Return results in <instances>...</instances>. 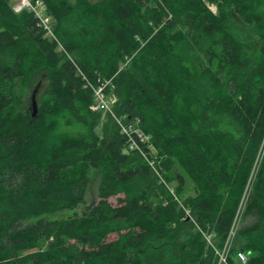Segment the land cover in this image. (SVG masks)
Listing matches in <instances>:
<instances>
[{
	"label": "trees",
	"instance_id": "obj_1",
	"mask_svg": "<svg viewBox=\"0 0 264 264\" xmlns=\"http://www.w3.org/2000/svg\"><path fill=\"white\" fill-rule=\"evenodd\" d=\"M42 1L0 0V264H264V0Z\"/></svg>",
	"mask_w": 264,
	"mask_h": 264
},
{
	"label": "built area",
	"instance_id": "obj_2",
	"mask_svg": "<svg viewBox=\"0 0 264 264\" xmlns=\"http://www.w3.org/2000/svg\"><path fill=\"white\" fill-rule=\"evenodd\" d=\"M12 7L15 12H20L24 9L32 12L37 18V24L46 30L48 34L51 33L49 18L44 14L45 5L42 0H16ZM97 81V84H92L88 81V85L92 88L94 95V103L91 105V108L94 110L109 111L112 113L110 106L111 102L116 100V97L113 95V92L107 88L110 82L109 80L100 81V79ZM112 115L114 114L112 113ZM113 118L120 130V133L127 137L129 150H137L145 158H147L143 146L147 144L148 137L138 127H136L135 124L128 122L125 116L114 115ZM147 160L155 170L153 161H150L148 158ZM237 256L242 262H245V253L238 252Z\"/></svg>",
	"mask_w": 264,
	"mask_h": 264
},
{
	"label": "rangeland",
	"instance_id": "obj_3",
	"mask_svg": "<svg viewBox=\"0 0 264 264\" xmlns=\"http://www.w3.org/2000/svg\"><path fill=\"white\" fill-rule=\"evenodd\" d=\"M15 1L16 0H12L13 3ZM67 1L74 2L75 0H67ZM91 1H98V0H91ZM210 8H211L212 11H215V6L214 5H210ZM44 14H45V16H47L49 18V25H50V29H51V33L49 34V37L52 38V39H54L56 37V35H55L54 31H53L55 22L53 20V17L47 12L46 7H45V10H44ZM58 43H59L58 44V49L59 50H64L65 48L59 42V40H58ZM65 56L70 57V58H73L74 57V55H72L70 53L69 54H66ZM45 83H46V78L43 75V73L37 74L32 79L29 87L26 89L25 103L27 105L32 106L33 101L36 102V101L39 100V98L41 96V93H42V91L44 89ZM32 93H33V97H32ZM115 102H116V100H113V102H111L110 108L112 110V113L114 115H117L115 113V111H114V104H115ZM90 108H91V105H90ZM36 109H37V107H36ZM92 111H97V110L92 109ZM103 112L104 113H108L110 115V117L114 120V118H113L114 115H112L111 112H109V111H103ZM154 173L157 175V171L154 170ZM89 175H90V180H89V184H88L87 191H86V194H85V199H86V202L87 203H89V202H95L98 199L97 198V186H98V182H99L100 172L99 171H90V174ZM159 181H161L160 178H159ZM109 201H110V203L112 205H116V203H117L116 196L110 197L109 198ZM81 208L82 207H78L77 209H75L77 211V213H80L81 212ZM71 213L72 212H64V213L61 214V216H64L65 217V216H67L68 214H71ZM234 233H235V228H233L230 231L229 236H228V238H227V240L225 242V245H224V248H223V252H225L229 248L234 247L237 244V242H234V241L232 242V238L234 236ZM115 237H116L115 234H110L107 239L108 240H111V239H114ZM222 253H221V258H220L221 261H223ZM246 259H247V255H246ZM245 262H246V260H245ZM245 262H242V264H244Z\"/></svg>",
	"mask_w": 264,
	"mask_h": 264
},
{
	"label": "water",
	"instance_id": "obj_4",
	"mask_svg": "<svg viewBox=\"0 0 264 264\" xmlns=\"http://www.w3.org/2000/svg\"><path fill=\"white\" fill-rule=\"evenodd\" d=\"M32 109H33V112H32V114L34 115L35 113H36V102L35 101H33V104H32Z\"/></svg>",
	"mask_w": 264,
	"mask_h": 264
}]
</instances>
